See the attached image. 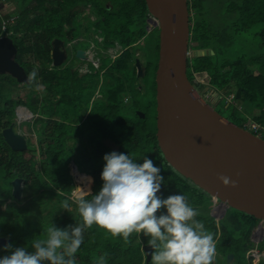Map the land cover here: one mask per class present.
<instances>
[{
    "label": "trees",
    "instance_id": "obj_1",
    "mask_svg": "<svg viewBox=\"0 0 264 264\" xmlns=\"http://www.w3.org/2000/svg\"><path fill=\"white\" fill-rule=\"evenodd\" d=\"M15 1L17 9L2 14L9 20L5 32L12 33L16 60L27 76L34 69L38 75L30 85L0 74V236L9 239L13 250L26 247L33 251L30 242L45 239L52 224L62 229L81 222L74 194L89 189L95 194L101 189L103 156L115 151L106 143L110 141L117 147L115 152L129 154L138 164L147 157L161 168L164 183L158 195L166 199L185 194L189 205L199 210L195 219L203 222L216 246L212 264L217 259L220 264H264V237L257 244L251 240L259 220L230 207L217 220L211 211L219 200L178 172L161 152L154 82L159 34L158 48L147 43L159 33V26L152 23L145 0ZM187 1L190 48L212 51L188 59L189 80L199 73L208 74L209 85L225 94L220 105L229 111L228 120L241 127L258 124L263 136L264 0ZM81 5H90L95 12L104 42L113 45L117 41L124 48L114 62L109 57L97 67L89 62L85 73L78 69L83 60L75 58L56 68L50 58L52 36L69 40L81 33H75L77 18L84 12ZM147 45L150 50H145ZM136 59L145 68L143 77L137 76ZM4 86L9 95L2 92ZM15 89L21 92L13 94ZM150 101L154 102V115L149 114ZM18 106L35 116L33 122L24 121L20 127L27 140L24 151L13 150L2 136L3 128L16 118ZM17 178L23 179L20 198L13 194ZM66 199L69 212L61 208ZM85 199L90 200L91 195L86 193ZM83 235L75 264H100L101 257L103 264H151L143 250L148 238L142 233L133 232L125 241L93 225ZM10 254L0 248V258ZM229 254L233 257L227 262Z\"/></svg>",
    "mask_w": 264,
    "mask_h": 264
},
{
    "label": "water",
    "instance_id": "obj_2",
    "mask_svg": "<svg viewBox=\"0 0 264 264\" xmlns=\"http://www.w3.org/2000/svg\"><path fill=\"white\" fill-rule=\"evenodd\" d=\"M149 14L159 26V62L156 72V137L165 160L207 194L219 200L218 207L234 208L264 221V138L232 123L197 96L187 75L189 56L212 54L211 50L189 52L190 14L187 0H145ZM52 43L53 66L64 53ZM17 49L8 35H0V74L28 83L24 67L16 60ZM77 57L84 58L78 51ZM205 88L202 92H204ZM141 117L145 115L138 112ZM7 144L27 150V140L13 121L2 130ZM227 176L237 187L218 179ZM23 179L13 181V194L21 197ZM224 213V212H223ZM9 239L0 236V248ZM146 262L153 249L145 244ZM233 255L227 256V262Z\"/></svg>",
    "mask_w": 264,
    "mask_h": 264
},
{
    "label": "clouds",
    "instance_id": "obj_3",
    "mask_svg": "<svg viewBox=\"0 0 264 264\" xmlns=\"http://www.w3.org/2000/svg\"><path fill=\"white\" fill-rule=\"evenodd\" d=\"M11 1L0 0V32L4 33L0 35L12 34L5 32L9 20L2 16V11L6 9L5 7L8 8V3ZM80 9L84 11V16L81 14L82 22L89 21L88 28L69 40L60 36L63 39H59L61 41L57 44V48L62 50L65 56L59 66H53L51 63L53 67L64 66L67 61L73 62L75 58H78L85 62L87 71L89 62L94 65V62H98L96 67L101 60L108 62L107 57L114 62L124 50L117 41L113 45H107L104 42L103 30L97 26L98 18L95 12H92L90 5H81ZM89 15L93 16V19H89ZM151 21L153 24L154 21L157 22L152 16ZM53 42L51 41V62ZM83 43L87 45L86 49H74ZM111 47H116L114 57L107 53ZM119 48L121 49L118 50ZM197 50L191 49L189 44V52ZM78 51L84 52V58L77 57ZM191 57L194 56H189L188 59ZM158 62L159 51L155 77ZM81 65L83 63L78 66ZM135 67L137 76L143 77L145 68L138 59L135 60ZM37 75L38 72L35 69L29 73L30 85L36 81ZM197 76L199 74L195 77ZM196 78L190 82L196 89L197 96L212 107L207 101L210 88L204 87L203 80L197 81ZM205 88L207 89L202 92ZM250 125L244 128L263 137L259 132H254ZM103 160L105 164L101 172L103 181L101 189L95 194L90 189L82 191L79 195L74 194L81 222L69 224L62 229L52 224L47 229L45 239H33L30 242L33 251H28L26 247H17L13 250L11 244H6L4 250L10 251L11 254L0 258V264H75V254L83 243L84 231L92 228L93 225L104 229L113 237H123L125 241L133 232L142 233L148 238L147 244L153 249L151 264H212L216 255V246L213 235L206 231L203 222L195 219L200 215L199 210L189 205L185 194L170 195L166 199L158 195L164 183V177L160 174L161 168L154 166L152 159L144 157L143 163L138 164L129 154L113 151L105 154ZM218 179L225 186L237 187V181L227 176L221 175ZM86 193L91 195L90 200L85 199ZM61 208L68 212L71 210L67 199L62 202ZM161 209L166 211L161 212ZM158 212L159 215H157ZM259 222L264 224L263 220ZM103 260L104 257H101L100 264H103Z\"/></svg>",
    "mask_w": 264,
    "mask_h": 264
},
{
    "label": "rangeland",
    "instance_id": "obj_4",
    "mask_svg": "<svg viewBox=\"0 0 264 264\" xmlns=\"http://www.w3.org/2000/svg\"><path fill=\"white\" fill-rule=\"evenodd\" d=\"M15 0H12L11 2H9L8 3V8L7 7H5L6 9L5 10H3L2 11V13L3 14H5L6 12H10V10H11V6H13V3H15L14 2ZM105 5L108 7V8H110L111 7V5L109 4V3H105ZM3 7V6H2ZM82 16H84V12L82 13ZM81 15L77 18V22H76V30H75V33H78V32H80V31H83V32H85L86 30H87V28H88V25H89V21H85V22H82V17ZM88 18L89 19H93V16H91V15H89L88 16ZM154 24H155V26L158 24L156 21H154ZM61 37L60 36H52V38H51V41H55V40H59ZM63 38H61V40H62ZM60 40V41H61ZM154 40V41H153ZM147 43L148 44H150V47H152L153 49L154 48H156L157 46V44H158V33H157V35H154L152 38H149L148 40H147ZM155 46V47H154ZM86 47H87V45L86 44H79V45H77L76 47H74V49L75 50H77L78 48H82V49H86ZM121 48H119L118 50H120ZM150 50V48H149V46L147 45V47H146V49L145 50ZM115 50H116V47H111L109 50H108V54L109 55H111V57H114V52H115ZM84 63V62H83ZM95 63V65H97L98 64V62H94ZM85 67H86V65L85 64H83V65H81V68H78V69H80L79 70V73H85L86 72V69H85ZM1 76V75H0ZM2 77V76H1ZM0 77V78H1ZM196 80L197 81H201V80H203V83L202 84H204L205 86L204 87H206V86H208L209 88H210V95L207 97V101L208 102H210V104L212 105V107L216 110V111H218L220 114H222L226 119H228L227 118V116H228V112L229 111H226L225 109H223L222 108V106L220 105V103L222 102V100H221V102H220V99L221 98H223L224 97V93H223V91H217V90H215V89H213L210 85H209V82H210V76L207 74H205V73H199V76H197V78H196ZM194 81V80H193ZM196 82V81H195ZM19 87H22V86H19ZM199 90V89H198ZM2 92L4 93V94H8L9 95V93H10V90H8V88H6V86H4V89L2 90ZM21 92V90H19V89H15L14 90V92H13V94H15V93H20ZM33 97H34V95H33ZM38 97V96H37ZM233 97V93L229 96V97H227V99H228V101H230L231 100V98ZM238 103V102H237ZM147 105L148 106H150V112H149V114H152V115H154V102L153 101H150L149 103H147ZM19 111H21L23 114H24V116L26 115V114H29V118H25L24 119V117L23 118H21V120L19 119V116L17 117V115H18V112ZM16 113H17V115H16V118L14 119V120H16V122H18L19 123V127H21V125H22V123L24 122V121H26V122H29V121H32L33 119H34V116H33V114L28 110V109H26V108H20L19 106L16 108ZM129 118H131V119H134V117L132 116V115H129L128 116ZM21 123H20V122ZM31 123V122H30ZM2 128V126H0V129ZM262 127L260 126V129H261ZM4 129V128H3ZM23 131V130H22ZM21 131V132H22ZM26 133L28 134V132L26 131ZM25 134V133H24ZM29 136V134L27 135V137ZM263 136H264V134H263ZM29 140H31V139H29ZM106 143H108V144H110L112 147H113V149L116 151L117 150V147L114 145V144H112L110 141H107ZM216 205V204H215ZM225 210H227V208H221V207H218L217 205L216 206H214V208H212V211H211V214L218 220V219H220L221 217H222V215L224 214L223 212L225 211ZM231 210H228V212H230ZM261 226V227H260ZM263 237H264V224L263 223H261V222H256L255 223V226H253V228H252V233H251V240L255 243V244H257V243H259L262 239H263ZM254 251H256V250H254ZM215 264H220L219 263V261H218V259L217 260H215ZM222 264H224V263H222ZM241 264H243V263H241Z\"/></svg>",
    "mask_w": 264,
    "mask_h": 264
},
{
    "label": "bare ground",
    "instance_id": "obj_5",
    "mask_svg": "<svg viewBox=\"0 0 264 264\" xmlns=\"http://www.w3.org/2000/svg\"><path fill=\"white\" fill-rule=\"evenodd\" d=\"M139 6V5H138ZM139 7H137L136 9H138ZM145 8V7H144ZM143 10V8L141 9V11ZM138 13V12H137ZM139 15V14H138ZM139 17H140V15H139ZM142 17V16H141ZM145 18V17H144ZM146 20V19H145ZM147 22V21H146ZM156 28V27H155ZM154 28V29H155ZM192 29V28H191ZM143 30V29H142ZM159 31V30H158ZM135 32H137V30L135 31ZM139 32V31H138ZM142 32V31H141ZM140 32V33H141ZM144 32V31H143ZM142 32V33H143ZM152 32V31H151ZM193 33V32H192ZM159 34V33H158ZM136 35V34H135ZM138 36H139V34H138ZM143 39V38H142ZM159 39V38H158ZM154 41V40H153ZM145 43V42H144ZM157 46V45H156ZM155 47V46H154ZM158 48V47H157ZM156 49V48H155ZM157 51H158V49H157ZM157 51H154V52H156V53H158ZM142 52V51H141ZM156 53H154V54H156ZM141 55H143V54H141ZM140 55V57H142ZM145 55V54H144ZM155 56H157V54L155 55ZM155 58V57H154ZM139 59V58H138ZM144 59V58H143ZM120 60V59H119ZM123 61V60H122ZM135 61V60H134ZM157 61V60H156ZM141 62V61H140ZM130 67H132V65L130 66ZM129 67V68H130ZM106 98V97H105ZM20 108H24V107H20ZM89 112V111H88ZM79 115V114H78ZM18 116H19V119L21 120V118H23L24 117V119L26 118H29V114H26L25 116H24V114L21 112V111H19L18 112ZM81 116V115H80ZM35 117V116H34ZM36 117H37V115H36ZM77 117V116H76ZM76 119V118H75ZM79 119V118H78ZM34 120H32V122H33ZM20 122V121H19ZM21 123V122H20ZM82 123V122H81ZM34 134V133H33ZM32 139H33V137H32ZM44 139V138H43ZM36 141H37V139H36ZM31 142V141H30ZM29 147V146H28ZM22 194V193H21Z\"/></svg>",
    "mask_w": 264,
    "mask_h": 264
},
{
    "label": "built area",
    "instance_id": "obj_6",
    "mask_svg": "<svg viewBox=\"0 0 264 264\" xmlns=\"http://www.w3.org/2000/svg\"><path fill=\"white\" fill-rule=\"evenodd\" d=\"M250 128L254 131V132H258L260 126L258 124L252 123L250 125Z\"/></svg>",
    "mask_w": 264,
    "mask_h": 264
},
{
    "label": "flooded vegetation",
    "instance_id": "obj_7",
    "mask_svg": "<svg viewBox=\"0 0 264 264\" xmlns=\"http://www.w3.org/2000/svg\"><path fill=\"white\" fill-rule=\"evenodd\" d=\"M16 6H17L16 3H13V6H12V9H11V10H12V11H13V10H16V9H17ZM66 60H67V57H66ZM67 62H68V61H67Z\"/></svg>",
    "mask_w": 264,
    "mask_h": 264
}]
</instances>
